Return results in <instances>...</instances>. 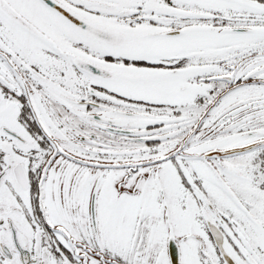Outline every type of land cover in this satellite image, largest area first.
I'll list each match as a JSON object with an SVG mask.
<instances>
[{"label": "snow or ice", "instance_id": "obj_1", "mask_svg": "<svg viewBox=\"0 0 264 264\" xmlns=\"http://www.w3.org/2000/svg\"><path fill=\"white\" fill-rule=\"evenodd\" d=\"M0 264H264V0H0Z\"/></svg>", "mask_w": 264, "mask_h": 264}]
</instances>
